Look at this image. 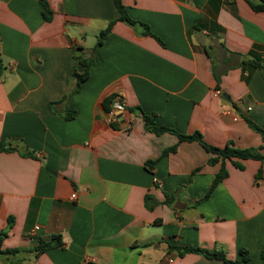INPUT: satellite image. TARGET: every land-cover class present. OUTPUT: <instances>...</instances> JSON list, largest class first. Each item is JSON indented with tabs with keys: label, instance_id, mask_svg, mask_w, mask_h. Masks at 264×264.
Listing matches in <instances>:
<instances>
[{
	"label": "crops",
	"instance_id": "obj_1",
	"mask_svg": "<svg viewBox=\"0 0 264 264\" xmlns=\"http://www.w3.org/2000/svg\"><path fill=\"white\" fill-rule=\"evenodd\" d=\"M122 2L163 44L117 22L97 45L119 17L114 0H49V22L39 0H0V144L17 147L0 152V232L14 218L1 250H21L0 264H225L170 245L230 259L244 248L246 264H261L264 162L226 161L229 176L202 200L221 164L198 142L147 131L141 116L215 146L264 147L246 120L264 130V12L245 0ZM76 55L95 62L73 93ZM114 94L126 109L110 123L114 101L111 112L102 102ZM53 236L63 247L35 254Z\"/></svg>",
	"mask_w": 264,
	"mask_h": 264
},
{
	"label": "trees",
	"instance_id": "obj_2",
	"mask_svg": "<svg viewBox=\"0 0 264 264\" xmlns=\"http://www.w3.org/2000/svg\"><path fill=\"white\" fill-rule=\"evenodd\" d=\"M114 1H115V5H116L118 12H119V17L115 20L110 21L108 23L107 27L100 32V34L98 36L97 45L102 44L103 41L110 35V33L113 29V26L117 22L126 23L129 26H131L132 28H134L135 31L139 35H141V36H152L155 39H157L160 43L163 44V42L151 32V30L147 24L135 21L129 16V14L126 10V7L123 4L122 0H114ZM228 1L234 2L235 0H228ZM245 1L251 6V8L255 12H264V0H245ZM39 2L43 6V12L42 13H43V17H44L45 21H47V22L51 21L53 18V11L50 7L49 0H39ZM75 58L78 61V63L81 64L84 68V71L82 73L76 72L74 74V76L78 80V84H77L76 89L73 91V93H78L81 90V84L89 78L90 70H91V67L93 66L95 60L92 58H90V59L84 58L82 55L81 56L76 55ZM243 63L252 64L256 68L262 67L257 62H246V61H244ZM2 69H3L2 61L0 58V76L2 75ZM215 77L217 80V86L216 87L218 90H220V88H221L220 87L221 76H220V74L215 72ZM116 97H117V95L114 94V95L109 96L103 100L102 105L107 112L112 111V103ZM127 110H129L130 112L134 111L133 109H130V108H127ZM137 111H141V109L137 108ZM141 117L145 122V127H146L147 131L153 132L157 135H162L165 133L174 134L178 137L179 143H181V142H198L201 146H203V148L207 152H209L211 154V157H210L209 162H208L210 165H216L218 163L221 164L220 171L216 174L209 191L206 193V195L203 197L202 200L208 199L212 195V193L215 191V189L218 187V185L220 183H222L229 176V170L227 169L226 161H231L232 164L237 169H240V170H243L245 168L242 161L253 159V160H259L261 162H264V153L262 152V149L264 147L241 149V148L235 147L233 142H229L223 147L215 146V145L207 142L200 132H195L193 134H182V133H179L178 131H176L175 129H173L171 127L164 126V125H158L152 116H150L144 112H142ZM67 118H73V115L69 114ZM246 120H247V123L249 124V126L255 132H257L261 135L263 142H264V130L260 126L255 124L253 121H251L249 119H246ZM177 148H178V144L175 145L174 147L168 149V150H165L163 153V156H166L172 152H176ZM16 150H17V147H15V146H11V145L5 146L4 144H0V152H13ZM23 155L28 156L31 154L25 153ZM155 163H156V161H149L147 163V166L149 167V169H153V166L155 165ZM197 172H198V170L195 171L192 175H194ZM262 177H263V169L260 168L257 175H256V178L261 179ZM172 200L173 199L170 196H167L165 203L167 205L171 206ZM157 204H158V202L154 197H152L150 195H147L145 197V205H146L147 209L153 210ZM13 219H14L13 217H10L7 229L0 232V254L1 255H16L17 253H19L21 251L19 249L5 250V251L1 250L2 243H3L4 239L7 237L9 230L12 228V226L14 224ZM58 247H63V242H62V239L60 236H53L51 238V240H49V241H43L40 239L38 246L35 248V254L43 253V252H46L50 249L58 248ZM170 248L171 249H177L181 256H184L188 253H195V254L202 255L208 259L223 261L225 264H246L250 260V253L247 249H244V248H241L239 250V256L240 257L236 258V259H230L227 256V253L223 250H216V249L215 250H207V249H203L200 247L172 246V245H170ZM261 259H262L261 264H264V251L261 253Z\"/></svg>",
	"mask_w": 264,
	"mask_h": 264
},
{
	"label": "water",
	"instance_id": "obj_3",
	"mask_svg": "<svg viewBox=\"0 0 264 264\" xmlns=\"http://www.w3.org/2000/svg\"><path fill=\"white\" fill-rule=\"evenodd\" d=\"M223 103L226 105H231V99L227 94H223ZM114 109L116 110V116L120 121H124L123 112L126 109V106L121 103L120 98L114 100Z\"/></svg>",
	"mask_w": 264,
	"mask_h": 264
},
{
	"label": "built area",
	"instance_id": "obj_4",
	"mask_svg": "<svg viewBox=\"0 0 264 264\" xmlns=\"http://www.w3.org/2000/svg\"><path fill=\"white\" fill-rule=\"evenodd\" d=\"M230 113H231V111H228V114H230ZM115 121H117L116 113H111L110 118H109V122L113 123ZM72 197L76 198V195H73Z\"/></svg>",
	"mask_w": 264,
	"mask_h": 264
}]
</instances>
